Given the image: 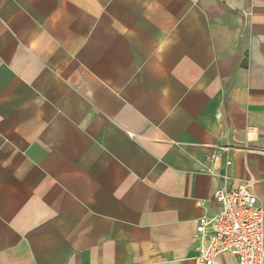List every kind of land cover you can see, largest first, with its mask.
Segmentation results:
<instances>
[{"label":"crops","instance_id":"obj_1","mask_svg":"<svg viewBox=\"0 0 264 264\" xmlns=\"http://www.w3.org/2000/svg\"><path fill=\"white\" fill-rule=\"evenodd\" d=\"M250 179L264 0H0V264H196Z\"/></svg>","mask_w":264,"mask_h":264},{"label":"built area","instance_id":"obj_2","mask_svg":"<svg viewBox=\"0 0 264 264\" xmlns=\"http://www.w3.org/2000/svg\"><path fill=\"white\" fill-rule=\"evenodd\" d=\"M220 114L216 119L220 120ZM210 161L214 160L211 155ZM231 161L225 162L229 169ZM255 182L248 180L236 188L227 185L213 193L218 211L197 221L196 264H217L216 260L229 253L236 264H264V212L253 193Z\"/></svg>","mask_w":264,"mask_h":264}]
</instances>
